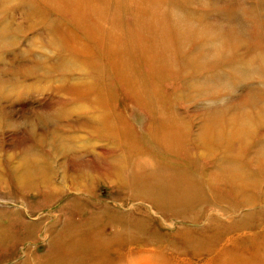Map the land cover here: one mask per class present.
I'll use <instances>...</instances> for the list:
<instances>
[{"label": "bare ground", "instance_id": "obj_1", "mask_svg": "<svg viewBox=\"0 0 264 264\" xmlns=\"http://www.w3.org/2000/svg\"><path fill=\"white\" fill-rule=\"evenodd\" d=\"M104 1L106 0H101L100 5ZM140 1L143 3L145 0ZM189 1L193 2L194 0H176L174 3L172 0L158 1V5L161 7L169 9L172 6L175 10L176 17L173 19L172 27L178 36V41L175 39L177 43L170 41L174 33L168 28L169 21L158 15V25L162 26V29L158 28L150 33L151 36L156 37L154 45L136 48L145 54L133 55L129 66L125 65V61H128L130 57L124 58L122 54H118L115 57L118 64L116 78L109 71L106 72L107 64L89 50L93 48L92 44L88 41L84 44L79 39H74L71 43L65 37L60 38L64 44L62 51L73 49L76 53L75 57L85 56V60H88L90 64L87 67L78 65L81 57H77V64H74L75 59L69 60L64 52L60 54L56 68L59 71L74 70L86 74L80 76L79 79L76 78L72 84L64 89V95L68 93L76 97L74 99L76 102L70 103L74 109L82 111V108H86L91 110V112H87L89 115L84 113L80 117L89 119L90 124L88 125L93 129L92 133L98 137L97 139L105 138L107 140V143L100 148H87L84 153L74 156L77 159L69 156L70 166L78 172L76 179H71V181L79 183L78 180L83 179L88 181L90 179L93 181L104 180L107 191L111 194L113 190H116L117 197L122 196V201L144 199L149 201L159 212L182 217L189 208L193 207L194 203H201V205L206 206L216 198V195L222 194V192L237 196L238 191H241L239 185L259 188V182L264 181V133L261 126V120H264V90L247 86H245V90L240 89V85L246 81L250 72H256L255 75L261 74L258 73L260 68L257 64L260 62L264 66V54L259 55L257 52L258 47L262 45L261 41L259 42L255 35H253V39L250 38V40L245 41L244 37L248 38L244 35L246 31L244 30L243 33L242 29L238 28V26L243 25V21L246 27L253 24L255 26L257 22L263 23L264 26L263 15L254 10L250 15L245 16L244 13H248L245 12L244 5L239 1H234L237 3L236 10L230 8L235 13L225 17L224 11L219 15L212 13L213 11L218 13L222 7L210 10V6L199 5V3H203V0H195V4H189ZM226 1L223 9H226L225 6H228L232 0ZM35 2L38 5L34 12L43 18L51 16L53 13L62 14V22L57 29L59 36L63 35L65 23L75 26L79 33L82 32L79 27H82V30L92 32L93 27L100 28L102 21L104 26L109 25V21L101 18L100 13L94 12L92 15L82 13L83 19L75 16V12H81L82 6L87 4L85 0H36ZM175 3L182 4V7ZM190 5L201 6L203 8L202 13L198 12L201 8H196L195 10H199L194 11ZM204 6L208 8H204ZM147 7L144 6L145 15L149 16ZM213 7L220 6L215 5ZM97 8H100L98 4ZM239 8L241 9L239 10ZM52 21L48 20L47 23L51 25ZM238 23L241 25L236 26ZM78 37L85 39L81 36ZM81 44L82 46H80ZM106 47L107 44H103L102 50ZM118 50L121 51L122 46H118ZM226 64H229L236 72L233 71L230 75L225 73ZM90 73L91 75H89ZM254 78L251 77L248 80ZM115 89L117 91L126 90L125 97L128 99L124 101L130 100L129 104H126L130 105L132 102L136 108L147 111L150 120L141 127H144L142 131H136L123 112V115L116 113L113 106L117 96L114 93ZM238 89L241 90L240 92H245L233 96L232 93ZM3 91L4 96L5 94L9 96L6 90ZM2 94L0 99L4 98ZM193 95H196L194 100L196 98H210L211 100L223 98L225 100L223 105L214 106L210 102L205 106V110L201 114L203 124L195 138L191 134L192 123L190 118L182 112V104L186 103L187 99L191 100L190 103L194 102ZM60 104L62 107L65 105ZM128 105L124 109L128 110ZM232 107H236L238 112L227 119L226 117H229V111ZM131 108L134 110L133 113L140 116L135 110L136 108L132 105ZM198 111V109L195 110L194 114L196 115ZM69 115L65 110L46 114L48 121L59 117L67 118ZM254 119L257 120L256 123H254ZM229 122L236 126L235 132L239 136L238 141L242 142L241 147L235 143V139L232 138L234 135H230L227 126L224 127ZM167 126L172 132L169 140L165 137L164 132V128ZM30 132H32L31 137H33L34 130H30ZM260 132L261 137H259ZM250 134L255 135V139L258 140V145L254 150L258 153L252 156L258 161L257 171H249L245 168L246 166L241 162V154L238 153L246 148L242 149L244 143L245 146L250 145L248 142ZM192 138L194 139L192 140ZM66 139V136L61 138L64 145L60 146V149H66L70 153L76 147L67 142ZM214 148L223 150L224 154H219L221 157L215 156V160L211 161L214 168L208 172L205 170V166L202 167L198 164L196 157L197 155H204L205 158L209 159L210 150ZM29 150L30 152L34 151V146L30 147ZM227 150L238 152L228 154ZM208 153L210 154L208 155ZM234 154H237V159L230 157H235ZM87 155L92 157H86ZM244 163H248L247 160H244ZM32 164L41 165V162L35 160ZM194 171H199L201 174L198 175L196 172L197 176L193 173ZM33 172L38 174L36 175L37 180H34L32 173H28L29 175L24 178L20 174L17 175L20 180L18 182L21 184L18 187L23 189L19 193L24 196L28 190L48 191L49 189V191H53L55 189L54 178L48 173L46 176L42 175L41 168H34ZM24 179L26 180L25 183L28 184L23 187ZM52 193L54 194V192ZM57 193L60 196L63 192L58 191ZM42 194L38 204L45 205L49 201L48 199L54 196L53 194L47 195V192ZM224 202L226 201L223 200L222 203ZM29 203L32 204V201ZM231 203L232 207L237 210L236 202L231 201ZM75 205H82L80 199L76 197L70 200V204L64 205L61 211H66L68 207L71 206L72 208ZM73 210L74 208L68 211L64 226L58 227L54 223L51 233L53 237L48 242L49 249L43 264H86L95 260L97 264H176L172 258H167L165 252L168 249L157 248L151 252V255H141L142 250H139V258H136L135 251L124 248L132 240L140 241L142 246L159 244L160 241L164 240V235L160 231L148 230V226L143 225V222L146 221L145 217L120 212L106 204L103 209L95 211L97 219L94 223L82 225L78 223V220L70 217ZM6 217L8 220L14 221L15 224L22 222V226L25 228L23 233L15 234L17 241L20 238L31 237L37 227V223L27 221L21 211L8 214ZM244 217L232 220V226H240V228L245 226ZM236 221H239V224ZM118 225H121V228ZM87 227L93 229L92 238L94 237L96 241L95 247L92 249H89L88 246L90 241L87 237H90L83 235L84 229ZM106 227L116 231L115 236L117 237L111 243L99 239V233ZM222 227L226 228L227 226L223 224ZM135 228L139 231L136 232V237L130 238L129 230H136ZM232 230H237V228ZM9 232L7 231V233ZM178 232L177 234L181 235V232ZM213 232L215 235L217 231ZM7 233H0L1 243L9 244L12 240ZM184 234L186 233L182 232V235ZM255 239L254 245L256 247L255 252L252 251L251 253V255L254 254L252 257L238 252L236 249H224L214 264H264V237ZM206 240L210 241L208 238ZM188 242L194 247L196 253L207 250L208 246L202 245L203 242L199 244L194 237H189ZM10 245L14 246V244ZM109 245H113V247H109ZM173 248L172 250L177 253L182 254L184 252L182 248L178 249L175 245ZM0 249L5 250L7 247L1 244ZM16 252L17 250L13 249L10 253ZM94 253L99 257L93 255ZM5 255L6 257L10 256L9 251H5ZM30 261L26 258L22 264H30Z\"/></svg>", "mask_w": 264, "mask_h": 264}, {"label": "rangeland", "instance_id": "obj_2", "mask_svg": "<svg viewBox=\"0 0 264 264\" xmlns=\"http://www.w3.org/2000/svg\"><path fill=\"white\" fill-rule=\"evenodd\" d=\"M35 1L0 0V96L4 92L3 90H6L9 95L5 94L4 96L2 94L4 98L0 99V233H7L10 229L7 234L12 239L9 244L0 242V245L7 247L5 250L0 249V264H22L26 258L31 260L30 264L45 263L46 253L49 249L48 242L53 237L51 233L54 223L58 227L64 226L68 211L74 208L70 217L78 220V223L82 225H90L97 219L95 211L103 209L106 204L120 212H128L139 217H145L146 221L143 222V225L148 226V230H158L164 235V240L160 241L159 244L142 246L140 241H129L124 248L135 251L136 258H139V250H142L141 255H151V252H154L157 248L168 249L165 252L167 258H172L176 264H214V261L224 249H236L238 252L240 251L252 257L254 254L251 255V253L252 251L255 252L256 247L254 245L255 238L264 237V181L259 182V188L239 185L241 191H238L237 196L222 192V194L216 195L217 199L215 198L206 206L196 202L197 204L194 203L193 207L185 212L184 217L159 212L149 201L144 199L122 201V196L117 197L116 190H113L111 194L107 191L104 180L93 181L90 179L88 181L83 179L78 180L79 183L71 181V179H76L78 172L70 166L69 156H79L87 148H100L107 143V140L105 138L97 139L98 137L92 133L93 129L88 125L90 124L88 122L89 119L80 117L84 113L86 115L87 112H91V110L86 108H82V111L74 109V106L70 103L76 102L74 100L76 97L68 93L64 95V89L72 84L76 78L79 79L80 76H84L85 73L74 70L59 71L56 69L60 54L65 52L64 55L72 61L74 58V64H77V57H81L78 62L80 66L87 67L90 63L85 60V56L75 57L76 53L73 49L62 51L64 44L60 38L65 37L71 43L74 39H79L84 44L87 41L90 42L93 48L89 50L107 64L106 72L109 71L116 78L118 64L115 61V57L118 54H122L124 58L130 57L128 61H125V65L129 66L133 55L140 56L145 54V52L136 50V48L144 45L149 47L154 45L156 37L151 36L150 33L158 28L162 29V26L158 25V15L163 16V19H167L170 23L168 28L174 33L170 41L172 43L173 41L176 42L175 39L178 41V36L172 27L173 19L176 17L173 7L171 6L169 9L161 7L158 5V1L160 2L161 0H145L143 3L140 0H111V2L106 0L101 5V0H85L87 4L82 6L81 12H75V16L82 18V13L85 15H92L94 12L100 13V17L107 19L109 25L104 26L102 21L100 22V28L96 29L93 27L92 32L85 29L82 30V27H79L80 31L83 32L79 33L75 26L65 23L63 35L59 36L57 29H59L58 26L62 22V14L56 15L53 13L51 16L43 18L34 12L38 5H36ZM162 1L164 2V0ZM174 1L176 2V0H172L173 3ZM234 1H239L244 5L243 8L248 13H244L245 16L250 15L255 10L256 13H262L264 18V0H232L228 6H225L226 9L228 8L227 10L223 9L224 2H227L226 0H203V3H199V5L210 6V10L222 7L218 10V13L216 11L212 13L219 15L224 11L226 13L225 17L235 13L233 10H236L237 3ZM96 2L100 8H97ZM195 2V0L193 2L189 1V4H195ZM175 4L182 7V4ZM215 5L220 7L212 8ZM144 6H148L149 16L145 15ZM191 7H193L194 11L199 10H195L196 8H201L198 11L199 13L203 11L201 6L190 5ZM204 8L208 7L204 6ZM67 17L69 18L70 16L68 15ZM48 20H53V23L51 25L48 24ZM262 24L257 22L255 26L253 24L246 27L243 21V25L239 23L236 25L242 26H238V28L240 27L243 33L244 30L246 31L244 35L248 36V38L243 35L245 41L250 40V38L253 39V35L256 36L255 38L259 42L261 41L262 45L258 47V51L256 50L259 55L264 54V26ZM254 30L256 31L253 34ZM78 36L85 39H81ZM103 44H107L104 50H102ZM118 46H122L121 51L118 50ZM261 65L262 63L258 62L257 66L260 68L258 73L261 74L257 73L258 75H255L256 72H250L246 81L240 85V89L245 90V86H247L258 88L261 91L264 90V66L262 65V67ZM225 68V73L228 75L234 71L229 64H226ZM251 77L255 78L248 80ZM238 90L232 95L235 96L245 92ZM114 93L117 95L113 103L116 113L122 114L123 112L135 130L142 131L144 127H141L150 120L147 111L142 108H136L132 102L128 105L130 100L128 102L124 101L128 99L125 97L127 94L125 89L118 91L115 89ZM193 96L194 100L196 95ZM187 100L186 103L182 104V112L190 118L192 123L191 134L195 138L203 124L201 114L205 110V106L210 102L214 106L223 105L225 100L223 98L218 100L196 98L192 103L189 102L191 100ZM60 103L65 104L63 105L64 107ZM126 105H128V110L124 109ZM131 105L136 108L135 110L140 116L133 113L134 110ZM197 109L199 111L195 115L194 113ZM58 110H65L70 115L67 118L59 117L48 121L46 114H51ZM236 112H238V109L232 107L229 111V117L226 118L229 119L234 114H237ZM256 121L254 119V123ZM261 121L264 133V120ZM226 126L231 133L230 135H234L232 138L235 139V143L238 144V147H241L242 142L238 141L239 136L235 132L236 126L231 122L224 125L225 128ZM165 128V137L169 140L172 132L170 127ZM30 130H34L33 137H31L32 132ZM259 135L261 137V132ZM63 136L67 137V142L72 143L76 147L75 150L70 152L71 154L66 149H60V146L64 145L61 141ZM254 136L253 134L249 135V146H245L246 144L244 143L242 149L246 147V150H240V152L227 150L228 154L237 152L239 155L241 154V162L249 171H257L258 167V161L252 157L258 153V151L254 152L256 145H258V140ZM28 146H34V151L30 152V147L28 148ZM210 151L211 156L209 159L212 158L211 160L205 158L204 155H197L196 157L198 164L202 165V167L205 166V170L208 172L214 168L211 161L215 160V156L221 157L219 154H224L223 150L217 148ZM234 155L235 157H230L237 159V154ZM86 157L91 158L92 156L87 155ZM35 160L41 162V165H33L32 162ZM244 160H247L248 163H244ZM34 168H41L42 175L46 176L48 173L49 176L53 177L55 189L53 191H49V189L48 191L28 190L23 196V194L19 193L23 189L18 187L21 184L18 182L20 180L17 175L20 174L24 178L29 175L28 173H32L34 174L32 175L34 180H37L36 175L38 174L33 172ZM196 172L198 175L201 174L199 171H194L193 173L196 174ZM65 177H67L66 180H63ZM25 182L26 180L24 179L23 187L28 184ZM249 184L252 185V183ZM243 190L244 192H242ZM58 191L63 193L58 196ZM43 192H47V195H51L54 192V196H48L50 199L45 205L38 204L39 197L43 195ZM75 197L80 199L82 205H75L72 208L70 206L66 211H61V208L67 203L70 204V200ZM223 200L226 202L222 203ZM30 201H32V204L29 203ZM231 201L233 203L236 202L235 204L238 205L237 210L232 207ZM16 211H21L27 221L37 223V227L31 237L20 238L18 241L15 234L23 233L25 228H23L22 222L15 224L14 221H10L6 217V215ZM69 213L71 214V212ZM242 217L246 220L245 226H241L242 228L240 226H232V220L242 219ZM236 222L239 224V221ZM223 224L227 227H222ZM118 226L121 228V225ZM218 228H220V231H218ZM234 228H237V230H232ZM135 229L129 230L130 238L136 237V232L139 229ZM92 230V228L87 227L83 233L84 236L88 235L90 237H87L90 241L89 249L94 248V244H96L94 237L92 238ZM178 231L181 232V235L177 234L179 233ZM213 231L218 233L215 232L214 235ZM182 232L187 235H182ZM115 233L116 231L106 227L99 233V239L111 243L117 237ZM208 236L212 238L210 239ZM189 237H194L199 244L203 242L202 245L208 246L207 250L196 253L194 247L188 242ZM206 238L210 241H207ZM10 244H14V246ZM174 245L178 249L182 248L184 252L181 254L173 251ZM109 247H113V245H109ZM13 249L17 250V252L10 253ZM5 251H9L10 256L6 257ZM93 255L97 256V258L99 257L96 253ZM86 264H97V261Z\"/></svg>", "mask_w": 264, "mask_h": 264}]
</instances>
